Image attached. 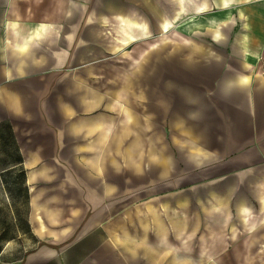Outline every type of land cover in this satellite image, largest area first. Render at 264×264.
I'll use <instances>...</instances> for the list:
<instances>
[{
    "label": "crops",
    "instance_id": "obj_1",
    "mask_svg": "<svg viewBox=\"0 0 264 264\" xmlns=\"http://www.w3.org/2000/svg\"><path fill=\"white\" fill-rule=\"evenodd\" d=\"M0 264H264V0H0Z\"/></svg>",
    "mask_w": 264,
    "mask_h": 264
}]
</instances>
